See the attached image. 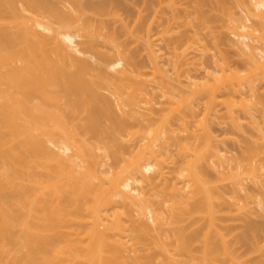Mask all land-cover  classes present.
Returning a JSON list of instances; mask_svg holds the SVG:
<instances>
[{
  "label": "bare ground",
  "instance_id": "1",
  "mask_svg": "<svg viewBox=\"0 0 264 264\" xmlns=\"http://www.w3.org/2000/svg\"><path fill=\"white\" fill-rule=\"evenodd\" d=\"M249 1L247 18L233 21L247 79L218 74L219 56L202 83L188 75L194 97L181 98L152 42L173 19L157 22L162 0H0V264H264L252 261L264 224L249 223L247 254L224 224L233 209L250 211L243 191L264 183V146L228 157L209 120L219 104L234 126L238 105L254 118L257 102L244 100L264 84V0ZM121 9L132 30L111 22ZM128 33L146 41L151 71L117 41ZM188 38H170L171 51ZM195 98L206 101L198 128Z\"/></svg>",
  "mask_w": 264,
  "mask_h": 264
},
{
  "label": "rangeland",
  "instance_id": "2",
  "mask_svg": "<svg viewBox=\"0 0 264 264\" xmlns=\"http://www.w3.org/2000/svg\"><path fill=\"white\" fill-rule=\"evenodd\" d=\"M87 1L97 2L98 0H82V2ZM134 1L136 0H130V3ZM161 6L163 12L155 17L157 22L159 23V21H161L164 23L166 17H173V19L171 20V26L168 30H164L163 26L153 28L152 42L155 44L154 48L157 50V53L160 54V64L165 70L166 75H168L173 82L176 92L182 94L180 95L181 98H186V96L191 98L194 97L192 89L196 84L189 83L188 75L191 74L199 83H202L206 79L204 77L206 69L212 72L215 71L214 61L219 56H224L227 62L221 63V66H226V69L224 68L221 72L219 71L218 74L225 76L237 75L246 77L247 79L253 66L251 60L247 56L248 54H241L239 51L240 46L234 42L238 37L234 31L233 21L240 18H247L250 13L249 7L251 6L249 0H177L176 5L173 3L170 4V0H162ZM177 6H179L178 10L175 9ZM87 14L95 15L91 10H87ZM109 18L111 22H128L129 30H132L136 23V19L134 17H129L127 12L123 9L116 13H112V16H109ZM152 20L153 17H150L149 22ZM157 22L155 23L156 25L158 24ZM166 23L167 26H169V22ZM248 23L251 24V21H248ZM181 35H188L190 39L188 38L183 44L177 43L179 47L176 50L177 54H174V52L171 51L173 47H171L169 39ZM117 41H122L124 43L126 52L129 54L135 52L143 59L145 70H152L153 63L151 61V53L146 41L142 37H137L135 34L128 33L122 35ZM176 59L180 61L181 65H179L177 69H174V62ZM253 65L255 64L253 63ZM178 75L180 76V80L177 79ZM155 80L154 82H150L151 87L156 86L153 90V95L155 99H162L160 97L161 90L157 88L161 79L157 76ZM258 87L259 92L256 98H252L250 94H247V98L244 100L248 109L251 106V102H257L256 107L254 109L252 108L254 118L238 105L235 107V111L237 110V114L240 117L238 123L241 124L239 126H234L227 116L226 108L221 104L217 105L214 109L216 114L214 113L209 116L214 134L218 138L226 137L224 141L220 142V145L228 149L226 154L228 157L240 158L248 147L252 145L254 147H259L258 145L262 144V146H264V136H262V134L264 135V98L262 97V95H264V84L262 80L258 82ZM245 90L249 92V87L245 88ZM194 101L196 103L198 101L199 103L196 107L198 115L194 122V127L198 128L199 121L206 115V101L205 99L196 98ZM156 106L159 107L158 105ZM157 113L160 116L163 114L162 111ZM197 132L200 134L202 133L201 130H197ZM180 133H182V136L187 135V132ZM174 141L175 140L171 142L173 143ZM183 142L198 143L195 137L184 140ZM172 153L174 156L169 158L170 162L176 158L177 154V147L174 144H172ZM106 160L109 164L113 162L111 158H107ZM261 160L264 163V157ZM108 163L107 165L109 166ZM235 163L236 160L230 161L231 165ZM211 174H213V172H211ZM211 179L224 189L230 190L228 178L211 175ZM145 189L147 190L146 186ZM243 194H248L249 196L250 211L233 209L231 214L224 216V224L227 226V236L232 244L238 247V252L247 254L248 246L243 242L242 236L248 230L249 223L264 224V205L262 202L260 203L261 200H264V183L260 185L249 180ZM152 199L155 198L152 197ZM148 218L149 217H147V220ZM157 233L158 231H154V234L157 235ZM164 238L166 237L164 236ZM263 243L264 240L262 244ZM153 249L159 250L157 247H153ZM257 259L264 261V248L254 255L252 261Z\"/></svg>",
  "mask_w": 264,
  "mask_h": 264
}]
</instances>
